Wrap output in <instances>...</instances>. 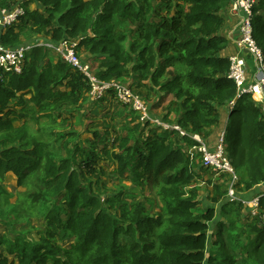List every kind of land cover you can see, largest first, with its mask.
Here are the masks:
<instances>
[{
	"label": "trees",
	"instance_id": "16d2710c",
	"mask_svg": "<svg viewBox=\"0 0 264 264\" xmlns=\"http://www.w3.org/2000/svg\"><path fill=\"white\" fill-rule=\"evenodd\" d=\"M30 3L36 6L27 9ZM17 4L0 0V9ZM230 5L232 0H26L24 15L1 33L0 43L16 49L34 38L54 44L77 40L82 60L87 52L97 62L98 79L136 80L129 86L138 95L136 88L143 87L148 94L174 95L183 111L179 127L204 139L219 126L221 111L231 107L224 149L238 178L237 193L243 195L264 183V110L251 95L239 96L228 78V40L221 32L222 12ZM252 25L264 54V0L254 7ZM48 53L34 47L26 52L21 74L0 77V114L32 88V101L53 123L64 104L89 94L87 79L60 58L51 63ZM159 131L135 145L123 140L121 153H107L121 178L131 175L136 186L149 185L163 200L152 215L120 194L104 203L94 193L93 180L88 181L98 172L95 152L77 144L83 156L77 162L84 165L77 167L70 155H61L52 133H34L27 123L16 127L13 119L0 118V218L8 219L0 264H264V212L251 218L243 204L229 202L221 208L226 221L212 232L217 211H196L198 201L186 190L196 182L195 172L183 144L175 142L179 133ZM182 142L198 145L192 136ZM9 176L27 189L14 203L5 188ZM244 214L254 221H245ZM31 217L45 225L40 239L19 223ZM66 239L73 242L64 249L59 242Z\"/></svg>",
	"mask_w": 264,
	"mask_h": 264
},
{
	"label": "rangeland",
	"instance_id": "374dc122",
	"mask_svg": "<svg viewBox=\"0 0 264 264\" xmlns=\"http://www.w3.org/2000/svg\"><path fill=\"white\" fill-rule=\"evenodd\" d=\"M16 1L18 2L17 5L22 6L23 1L26 0ZM35 6V3H31L27 9L34 8ZM22 8L24 11L26 10L25 7L22 6ZM230 8L231 11L234 10L232 5H230ZM70 40L77 44L79 43L77 40ZM38 42H42V40L40 38H34L33 44ZM87 54L86 52L81 55L85 63L91 67L92 72L95 74L99 66ZM48 58L51 63H57L59 61V54L49 51ZM25 61L23 60L22 62V70L25 67ZM72 71L76 72L73 69ZM124 82L129 85L136 83V80H124ZM59 89L70 92V89L67 87H59ZM136 90L144 100L150 118L158 119L168 125L179 126V119L182 117L183 111L180 108L178 99L174 95L165 96L161 91L148 94L147 87L136 88ZM33 97L34 92L32 88L19 93L17 98L7 106L4 113L0 114V118L4 120L9 118L13 119L16 127H21L27 123L34 133H52L57 140L58 147L61 149V155L64 157L70 155L74 161L76 160L77 167L84 166L78 163L83 158L81 153L76 151L79 147L89 153L93 151L100 155L102 158L99 159H96V154L92 156V160L94 159L93 162L97 161L98 163L95 166V170L98 172L95 176H89L88 183H91V180H93V191L104 203L107 197L116 198L120 194L122 200L142 203L146 207L148 214L151 213L153 215L160 211V208L163 206V200L153 193V189L149 185L143 188L136 186L131 175H126L124 178H121L117 171L118 164L112 157L107 155V153L110 155L113 153H121L123 140H127L128 145H135L139 141H144L146 137L153 136L152 131L160 130L163 132V130L158 129L160 128L158 125L153 124V122L144 121L140 113L134 109L133 105H125L119 102L112 94H109L101 101L95 102L91 99L90 92L88 95L85 92L79 93L72 99V102L74 99L75 102L64 104L63 107L54 113L55 122L52 123L45 116V113L41 112L39 107L34 104L32 101ZM33 109H35L34 116L31 113ZM17 115L23 116L17 118ZM137 125L141 126L136 131L135 127ZM49 127L50 129H47ZM180 129L181 131H178L179 134L175 138V142L180 145L183 144L184 149L187 151L186 155L189 157L188 161L191 170L195 172L196 181L191 186L186 187V190L188 193L191 192L194 194L193 197L198 201L199 208L196 211L203 212L209 208L216 209L217 219L212 224V232H215L217 223L219 221H226V218L221 215V208L229 203L226 193L229 180L225 176H222L221 173L205 169L202 166V157L197 146L190 147L188 144L182 142L183 137L192 136V138L196 137L200 139L209 147L205 142L206 139L201 135L189 134L182 128ZM66 144H68V147H65ZM52 150L56 151L55 146ZM6 183V191L12 193L10 200L12 203L16 202L18 197L27 191L26 188H19L17 186V180L13 176H9ZM214 199L217 200V203L214 202ZM112 212H116V209ZM245 212L247 214L246 210ZM245 217L246 215L244 214V220L246 219ZM5 219L7 218H0V237L5 232L8 233V229L5 230ZM245 221L252 222L254 220ZM19 223L24 227L25 231L31 232L34 239H40L38 231L45 229V225L37 217H31L28 223L25 220ZM233 234H237L235 230ZM72 242L73 240L66 239L60 241L59 245L65 249L72 246ZM236 246H238V243H236ZM238 251H240V248ZM12 263L17 264L15 261H12Z\"/></svg>",
	"mask_w": 264,
	"mask_h": 264
},
{
	"label": "built area",
	"instance_id": "2783aa9c",
	"mask_svg": "<svg viewBox=\"0 0 264 264\" xmlns=\"http://www.w3.org/2000/svg\"><path fill=\"white\" fill-rule=\"evenodd\" d=\"M256 4L257 0H232L233 12L241 20L237 44L242 51L246 52L252 58L254 74L253 76L250 74L251 68L248 65L247 58L232 56L230 57L231 65L228 78L236 84L239 96L244 94L251 95L264 110V54L253 37L252 25V16ZM24 12V9L20 5H17L11 10L0 9V35L3 31L16 24L19 18L24 15ZM41 40L42 42L27 44L16 49L3 46L0 43V77L6 73L21 74L23 72L22 62L25 60L26 52L34 47H44L49 49V51L58 53L59 58L64 63L76 72H80L87 79L90 86L91 99L95 102L103 100L108 94H112L119 102L125 105H133L134 109L140 113L144 121L153 122V124L158 125L164 131H181L177 125H168L158 119L150 118L144 100L127 83L120 81L106 82L98 79L92 72L91 67L78 54V44L76 42L69 39L54 44L50 40ZM193 139L199 144L197 149L202 157L203 167L230 176V180L227 183L228 201L243 204L247 215L251 218L259 217L264 212L261 207L264 192L249 200L237 193L238 178L224 149L225 132L222 133L215 150H211L200 139L196 137H193Z\"/></svg>",
	"mask_w": 264,
	"mask_h": 264
},
{
	"label": "crops",
	"instance_id": "0c3cea01",
	"mask_svg": "<svg viewBox=\"0 0 264 264\" xmlns=\"http://www.w3.org/2000/svg\"><path fill=\"white\" fill-rule=\"evenodd\" d=\"M222 16L224 17V27L222 29L221 34L225 36L228 40V47L224 52V55L229 58L232 56H240L247 58L248 65L251 68L250 74L251 76H253L254 72H251L253 71L254 65L252 58L246 52L242 51L237 44V40L239 37L238 30L240 28L241 23L240 17H238V15L233 12V10L231 11L230 6L222 12ZM231 109V107H228L226 110L223 109L221 111V120L219 126L212 129L211 135L205 140L211 150H215L217 148L222 133L226 132V126L229 121V111H231ZM262 192H264V183L255 187L250 192L243 194L242 196L243 198L249 200Z\"/></svg>",
	"mask_w": 264,
	"mask_h": 264
},
{
	"label": "bare ground",
	"instance_id": "6f19581e",
	"mask_svg": "<svg viewBox=\"0 0 264 264\" xmlns=\"http://www.w3.org/2000/svg\"><path fill=\"white\" fill-rule=\"evenodd\" d=\"M73 70H74V69H73ZM108 95H109V94H108ZM108 95H107V96H108ZM198 145H199V144H198ZM198 145H197V146H198ZM230 164H231V162H230ZM231 166H232V165H231ZM230 203H231V202H230Z\"/></svg>",
	"mask_w": 264,
	"mask_h": 264
}]
</instances>
